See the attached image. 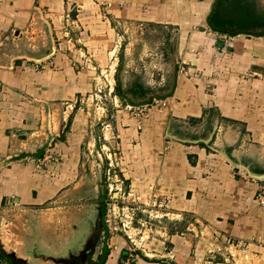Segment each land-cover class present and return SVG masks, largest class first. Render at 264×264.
Masks as SVG:
<instances>
[{
  "label": "crops",
  "instance_id": "1",
  "mask_svg": "<svg viewBox=\"0 0 264 264\" xmlns=\"http://www.w3.org/2000/svg\"><path fill=\"white\" fill-rule=\"evenodd\" d=\"M214 2L0 0V241L5 246L4 221L20 217L14 231L22 246L12 248L17 257L37 264L38 254L41 264H61L79 248L84 227L70 233L67 223L32 222L38 211L67 208L66 197H89L86 191L93 194L87 206L95 217L103 198V152L114 158L131 196L170 199L166 230L147 241V254L132 264H229L223 244L208 262L218 235L264 251V208L255 199L264 181L255 178L264 175V36L211 31ZM242 4L264 25V0ZM127 25L174 32L168 85L148 94L154 74L140 71L131 88L135 99L123 93L116 73L120 92L107 101L113 99L110 114H100L106 117L100 133L101 117L91 114L84 95L112 59L117 26ZM124 46L113 71L123 61L130 68ZM129 106L144 107L143 114ZM210 135L208 143L193 142ZM105 243L103 264H124L126 238L110 234Z\"/></svg>",
  "mask_w": 264,
  "mask_h": 264
},
{
  "label": "rangeland",
  "instance_id": "2",
  "mask_svg": "<svg viewBox=\"0 0 264 264\" xmlns=\"http://www.w3.org/2000/svg\"><path fill=\"white\" fill-rule=\"evenodd\" d=\"M117 28H118L119 33L116 37L115 42H113L112 44L113 45L112 50L115 51L112 53V59L110 60L109 64L107 63L108 65L106 64V67H104L105 68L104 73L98 75L99 79H96L97 80L96 88L92 92L84 95L85 98L91 99L90 101L88 100V102L84 101V104L86 102L89 103L91 105L89 107H92V111L94 112L91 114L97 113L98 117L100 116V114L109 115L111 112V108H113V99L111 103L109 102L111 106L107 101L117 96V90H116L117 81L115 79L116 73H118L117 77L120 81L121 89L123 93L135 99H140L137 97V95L133 97L132 90H131L132 85H134L133 81H134V77L136 73H140L141 71L143 76H146L147 74H154L153 80L155 82H152L154 89H151L152 91L150 90L148 94L162 92L161 90H164L165 87L168 85V79H167L168 76L166 77L164 76V74L170 76V70H169L170 60L169 58L167 59V52L169 48L172 46V43L174 41L172 39L174 32L168 29H160L159 27H156V26L154 27L150 26L148 29H144L142 26H139V25H137L136 27L129 26V25L124 26V27L117 26ZM34 44L36 46V42H34ZM122 44L125 45L124 46L125 50H128V58H126V65L128 61H130V68L128 69L125 66V62L123 61L121 68H119L118 70V67H117V70H116V66H115L116 71H113L114 63H116L117 61V63L119 64L118 55L120 53ZM30 47L29 48L33 50L32 52H35L36 54L41 53L40 49L39 51H37L38 49L32 46ZM116 48L118 49L117 50L118 52H116ZM42 49L45 50L44 53H46L48 51V43H45ZM125 69H127L126 73L124 72ZM124 73L128 75H125ZM155 74H159L160 76L157 77ZM162 77H163V81H161ZM164 81H165V84L163 83ZM159 82H161V85L159 84ZM160 86H163L162 87L163 89H160L159 88ZM102 108H106V109L109 108V111H106L105 112L106 114H105L104 111L103 112L101 111ZM100 117H101V120H97L98 122L97 128H98V131L101 133L102 131L106 129L105 123L102 122V120L105 119L106 117H102V116ZM104 151H107V150H104ZM100 157H101L100 158L101 160L100 159L98 160L100 163V166L102 167L101 169L102 171H100V180L102 181L100 191L103 195L104 189H106L104 199H103L104 201L102 202H105L107 205L109 201V197H108L109 183L112 182V185L114 187L115 184H119V182L115 183L113 181L115 178L112 177V174H113L112 171L110 175L111 178L107 179L108 175L106 172H107L108 160L105 157L104 152L101 153ZM111 158H112L111 160L113 161V164L115 165L116 162L114 158L112 156ZM91 160L93 159L91 158ZM116 171H117V168L115 166V172ZM121 186H122V191L124 192L125 188L123 185ZM87 192L88 191H86V194H88L89 196L87 198L81 197V195L78 197L77 196L66 197L65 201L68 203L67 205L68 207L61 209L58 212L54 210L53 211L44 210V211L36 212L32 223L34 225H38L42 221H47L53 224L57 222L59 226V223L61 222V223L68 224V227L63 228V229L68 228V231H70V233H72V231L76 232V230H80L84 228H85L84 229L85 233L89 232L88 228L93 223L92 221L93 217H92V213L90 214V206H87V205H89V202L92 200L93 194L91 192H89L90 194ZM77 203L85 205V208H83L84 210L82 211L78 210V208L79 209L81 208L80 206L78 207L77 205H75ZM98 205H100V203H98ZM100 215H101L100 219L103 224V213H100ZM104 218H105V214H104ZM22 222L23 220L18 216H12V217L9 216L8 219L4 221V224L7 225V227H4V230H5L4 237H5V248L8 252L9 251L11 252L12 248L19 249L22 246L21 241H19L20 239L19 236L14 231L16 229V226H19ZM165 222L167 223L168 220H163L164 225H166ZM71 236L72 234H70V237ZM7 238L10 240V242L7 241ZM86 239H87V234H86ZM229 251H230V253L228 252L229 253L228 263L229 264H264V251L263 250L256 251V250H249L247 248H240V249H230ZM35 256L37 258L36 260L37 264H41V262L38 261V259L40 258L39 260H42V258L44 257L38 254H35ZM2 260L5 264H9L5 259H2ZM47 264H58V263L52 260L51 262H48ZM61 264H65V263L62 262Z\"/></svg>",
  "mask_w": 264,
  "mask_h": 264
},
{
  "label": "built area",
  "instance_id": "3",
  "mask_svg": "<svg viewBox=\"0 0 264 264\" xmlns=\"http://www.w3.org/2000/svg\"><path fill=\"white\" fill-rule=\"evenodd\" d=\"M129 109L136 116H141L144 111V107L141 106H129ZM46 151L45 156L51 157L48 153L49 149H46ZM106 158L108 160L106 172L108 175L107 179L111 178L110 175L112 171V177L115 178L113 181L115 183L119 182V184H115L113 187L111 182L108 185L109 201L106 205L104 220L109 234H121L128 241L127 259L124 264H132V261L138 258L140 254H147L145 247L147 241L155 236L158 231L162 229L166 230L163 220L172 219L169 214L170 199L154 194L148 198L147 201H144L138 197L134 198L131 196L130 192L128 193L125 190L123 192L121 181L117 178L115 165L111 160L112 158L107 153ZM244 176L249 177L247 174H244ZM252 179L254 180V178ZM255 199L257 203L264 208V181L259 185ZM213 243L216 249L208 250L209 263L215 259L216 253L221 251L222 244L229 249L247 248V244L244 241H234L226 236H215ZM226 259L227 262H229V258L227 257Z\"/></svg>",
  "mask_w": 264,
  "mask_h": 264
},
{
  "label": "trees",
  "instance_id": "4",
  "mask_svg": "<svg viewBox=\"0 0 264 264\" xmlns=\"http://www.w3.org/2000/svg\"><path fill=\"white\" fill-rule=\"evenodd\" d=\"M251 12L246 5L242 4V0H215L207 17V24L211 31L229 36L240 33L264 36V25L257 18H253L256 16ZM116 90L120 92L118 86ZM105 256L106 253L99 264H103Z\"/></svg>",
  "mask_w": 264,
  "mask_h": 264
},
{
  "label": "flooded vegetation",
  "instance_id": "5",
  "mask_svg": "<svg viewBox=\"0 0 264 264\" xmlns=\"http://www.w3.org/2000/svg\"><path fill=\"white\" fill-rule=\"evenodd\" d=\"M106 189L102 201H104ZM100 202L97 214L93 217V223L88 228L89 232L85 233L83 243L73 253L67 255L66 259H62V262L67 264H99L101 258L106 253V240L109 235L105 224V209L106 203ZM100 213H103V224L100 219ZM87 234V239H86ZM102 240V241H100ZM95 256V257H94Z\"/></svg>",
  "mask_w": 264,
  "mask_h": 264
},
{
  "label": "water",
  "instance_id": "6",
  "mask_svg": "<svg viewBox=\"0 0 264 264\" xmlns=\"http://www.w3.org/2000/svg\"><path fill=\"white\" fill-rule=\"evenodd\" d=\"M52 52H54V49L52 50ZM212 135H210L209 137H207L206 139H199V140H193V142H198V141H202L204 143H208L211 140ZM186 141H189V139H186ZM250 175V174H249ZM251 177H253L252 175H250ZM256 179H264V175L259 174L255 176ZM0 255L7 259L10 264H27L23 259L17 257L12 251L8 252L3 244V242L0 241ZM56 263H59L57 260Z\"/></svg>",
  "mask_w": 264,
  "mask_h": 264
}]
</instances>
